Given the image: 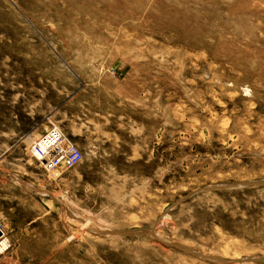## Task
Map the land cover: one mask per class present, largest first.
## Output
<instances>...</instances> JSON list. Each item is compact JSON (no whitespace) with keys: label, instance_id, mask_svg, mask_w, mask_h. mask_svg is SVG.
I'll return each mask as SVG.
<instances>
[{"label":"rangeland","instance_id":"1","mask_svg":"<svg viewBox=\"0 0 264 264\" xmlns=\"http://www.w3.org/2000/svg\"><path fill=\"white\" fill-rule=\"evenodd\" d=\"M263 179L264 0H0V264H264Z\"/></svg>","mask_w":264,"mask_h":264},{"label":"built area","instance_id":"2","mask_svg":"<svg viewBox=\"0 0 264 264\" xmlns=\"http://www.w3.org/2000/svg\"><path fill=\"white\" fill-rule=\"evenodd\" d=\"M30 151L41 168L49 174L60 167L73 169L81 163L80 152L76 145L54 126L31 143Z\"/></svg>","mask_w":264,"mask_h":264},{"label":"water","instance_id":"3","mask_svg":"<svg viewBox=\"0 0 264 264\" xmlns=\"http://www.w3.org/2000/svg\"><path fill=\"white\" fill-rule=\"evenodd\" d=\"M255 185H264V179L260 180V181L243 182V183H239V184H235V185L226 186L224 188L237 189V188L251 187V186H255ZM213 188H216V187H209L208 189H201V190H198L196 193H200V192H203L206 190H211ZM143 232H145V231H137L134 234H139V233H143ZM0 236H1V232H0ZM190 252L195 254V252H193V251H190ZM245 260H247V259H245ZM259 261H264V258L260 259Z\"/></svg>","mask_w":264,"mask_h":264},{"label":"bare ground","instance_id":"4","mask_svg":"<svg viewBox=\"0 0 264 264\" xmlns=\"http://www.w3.org/2000/svg\"><path fill=\"white\" fill-rule=\"evenodd\" d=\"M2 232V231H1ZM103 233V232H102ZM8 248V241L3 237L0 238V255Z\"/></svg>","mask_w":264,"mask_h":264}]
</instances>
